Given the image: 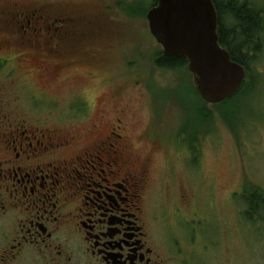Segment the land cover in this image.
I'll return each mask as SVG.
<instances>
[{
  "label": "rangeland",
  "instance_id": "374dc122",
  "mask_svg": "<svg viewBox=\"0 0 264 264\" xmlns=\"http://www.w3.org/2000/svg\"><path fill=\"white\" fill-rule=\"evenodd\" d=\"M243 1L264 16V0ZM13 2L47 5L53 18L70 14L87 34L65 42L64 58L78 61L52 79L22 60V47L3 50L2 57L11 59L0 66L8 110L29 122L62 125L87 123L105 106L110 117L126 107L132 131L151 127L160 146L173 155L176 174L166 182L172 193L174 184L182 183L193 195L190 213L199 212L192 222L167 216L157 222L168 264H264V220L248 219L244 197L255 189L264 194V32L253 61L247 60L242 92L227 102L209 103L198 94L187 67L173 70L156 63L164 50L147 18L154 0H0L1 16L9 12L13 17V7L7 9ZM78 95L89 106L81 119L74 117ZM187 151L194 152L190 163ZM165 155L154 164L159 179Z\"/></svg>",
  "mask_w": 264,
  "mask_h": 264
},
{
  "label": "flooded vegetation",
  "instance_id": "af4514ba",
  "mask_svg": "<svg viewBox=\"0 0 264 264\" xmlns=\"http://www.w3.org/2000/svg\"><path fill=\"white\" fill-rule=\"evenodd\" d=\"M46 6L13 2L7 7L13 17L0 13L1 67L11 61L2 51L14 45L46 79L76 65L78 58H64L65 42L87 31L70 14L53 18ZM3 91L1 84L0 264H168L157 222L166 216L192 222L199 212L190 213V189L177 182L173 194L166 184L176 170L158 134L151 127L133 132L123 106L111 117L105 106L83 124L29 122L8 110ZM75 101L74 117L81 119L89 106L79 95ZM164 155L159 179L154 164Z\"/></svg>",
  "mask_w": 264,
  "mask_h": 264
},
{
  "label": "water",
  "instance_id": "95a60500",
  "mask_svg": "<svg viewBox=\"0 0 264 264\" xmlns=\"http://www.w3.org/2000/svg\"><path fill=\"white\" fill-rule=\"evenodd\" d=\"M147 18L164 53L188 60L195 87L204 100L221 103L242 87L246 69L220 44L213 0H158Z\"/></svg>",
  "mask_w": 264,
  "mask_h": 264
},
{
  "label": "trees",
  "instance_id": "16d2710c",
  "mask_svg": "<svg viewBox=\"0 0 264 264\" xmlns=\"http://www.w3.org/2000/svg\"><path fill=\"white\" fill-rule=\"evenodd\" d=\"M213 1L218 10L220 44L229 50L234 60L245 67L248 76L249 69L247 63L253 61L258 47L262 44L264 16L259 9L252 6L248 1ZM156 4L157 0H154L152 6ZM156 63L162 68L173 70L183 67L188 68V60L186 58L168 55L164 52H161L156 57ZM246 80L236 93L221 103L227 102L238 96L242 92ZM244 197L248 205V210L246 212L248 219L255 222L256 218L260 217L264 220V194L260 190L255 189L247 193V195L245 194Z\"/></svg>",
  "mask_w": 264,
  "mask_h": 264
}]
</instances>
